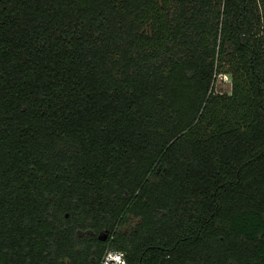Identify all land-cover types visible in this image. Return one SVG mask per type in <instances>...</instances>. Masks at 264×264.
Returning a JSON list of instances; mask_svg holds the SVG:
<instances>
[{
	"label": "trees",
	"instance_id": "trees-1",
	"mask_svg": "<svg viewBox=\"0 0 264 264\" xmlns=\"http://www.w3.org/2000/svg\"><path fill=\"white\" fill-rule=\"evenodd\" d=\"M109 247L264 264V0H0V264Z\"/></svg>",
	"mask_w": 264,
	"mask_h": 264
},
{
	"label": "built area",
	"instance_id": "built-area-1",
	"mask_svg": "<svg viewBox=\"0 0 264 264\" xmlns=\"http://www.w3.org/2000/svg\"><path fill=\"white\" fill-rule=\"evenodd\" d=\"M129 264L127 256L124 252L109 247L99 264Z\"/></svg>",
	"mask_w": 264,
	"mask_h": 264
},
{
	"label": "rangeland",
	"instance_id": "rangeland-1",
	"mask_svg": "<svg viewBox=\"0 0 264 264\" xmlns=\"http://www.w3.org/2000/svg\"><path fill=\"white\" fill-rule=\"evenodd\" d=\"M232 90L231 75H219L216 81V92L218 94H230Z\"/></svg>",
	"mask_w": 264,
	"mask_h": 264
},
{
	"label": "water",
	"instance_id": "water-1",
	"mask_svg": "<svg viewBox=\"0 0 264 264\" xmlns=\"http://www.w3.org/2000/svg\"><path fill=\"white\" fill-rule=\"evenodd\" d=\"M100 239L105 241L107 239V234H105L104 238L100 236Z\"/></svg>",
	"mask_w": 264,
	"mask_h": 264
},
{
	"label": "clouds",
	"instance_id": "clouds-1",
	"mask_svg": "<svg viewBox=\"0 0 264 264\" xmlns=\"http://www.w3.org/2000/svg\"><path fill=\"white\" fill-rule=\"evenodd\" d=\"M122 264H123V262H122Z\"/></svg>",
	"mask_w": 264,
	"mask_h": 264
}]
</instances>
